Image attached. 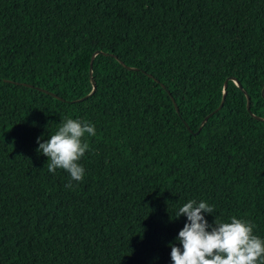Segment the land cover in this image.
Wrapping results in <instances>:
<instances>
[{
    "label": "trees",
    "instance_id": "obj_1",
    "mask_svg": "<svg viewBox=\"0 0 264 264\" xmlns=\"http://www.w3.org/2000/svg\"><path fill=\"white\" fill-rule=\"evenodd\" d=\"M263 87L264 0H0V264H264Z\"/></svg>",
    "mask_w": 264,
    "mask_h": 264
},
{
    "label": "water",
    "instance_id": "obj_2",
    "mask_svg": "<svg viewBox=\"0 0 264 264\" xmlns=\"http://www.w3.org/2000/svg\"><path fill=\"white\" fill-rule=\"evenodd\" d=\"M97 54L105 55L104 53H101V52H98V51L94 52V53L91 55V57H90L89 67H90V65H91V62H92L93 57H94L95 55H97ZM112 57L115 58L114 56H112ZM115 60H116V58H115ZM119 64H120L122 67H124L126 70H128V71H139V70H137V69L129 68V67L123 65L120 61H119ZM140 72H141V71H140ZM90 75H91V71L89 70L88 77H90ZM148 77H149V78H152V80H153L154 82L158 83V81H157L156 79H154L153 77H151V76H149V75H148ZM227 80H228V79H226V80L224 81V83H223L222 96H221V99H220V102H219L218 106H217L213 111H211L210 113H208V114L203 118V120L201 121V123H200V125H199V127H198V129H197L196 132L192 133L191 130L187 127V125L183 122L184 127L186 128V130H187L189 133H191L192 135H196L197 132H198V130H199L200 127L206 122V120H207L210 116H212L213 114H215L217 111L220 110V108L222 107V104H223V102H224L225 91H226V82H227ZM232 81H233V83H234L238 88H240V86H239V84L237 83V81H235V80H232ZM90 83H91V91H90V93H88V94H87L86 96H84L83 98L78 99V100H75V101H71L70 103H74V104H75V103H78V102L82 101L83 99L89 97V96L95 91V88H96L95 83H94L91 79H90ZM21 86L26 87V88H30V89H33V90H36V91L41 92V93H43V94H45V95H48V96H50V97H52V98H55V99H57V100H59V101H63V99H61L60 97H57L55 94H52V93H50V92H48V91H46V90H44V89H42V88H39V87H36V86H33V85H29V84H21ZM159 86L164 90V92H165V93L167 94V96L169 97L170 102H171V104H172V106H173V108H174V111H175V113L178 115V108H177V106H176V104H175L173 98L171 97L170 93L167 91V89H166L162 84H159ZM263 92H264V87H263L262 90H261V95L263 94ZM245 99H246V103H245V110H246V112H247L251 117H253L254 119H256V120H261V119H259V118L254 117V116L251 115V113H250L249 99H248V97H247L246 95H245Z\"/></svg>",
    "mask_w": 264,
    "mask_h": 264
}]
</instances>
